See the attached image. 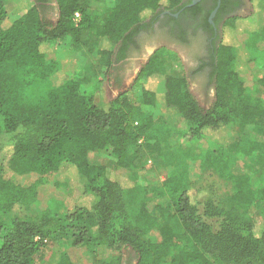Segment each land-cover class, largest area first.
I'll list each match as a JSON object with an SVG mask.
<instances>
[{
    "label": "trees",
    "instance_id": "obj_1",
    "mask_svg": "<svg viewBox=\"0 0 264 264\" xmlns=\"http://www.w3.org/2000/svg\"><path fill=\"white\" fill-rule=\"evenodd\" d=\"M12 1L0 0V264H35L46 245L57 255L54 264H121L126 249L136 264L167 258L170 264H264V208L263 223L257 224L235 207L201 201L196 188L174 174L156 182L165 194L144 193L131 216L124 194L134 186L97 158L100 151L113 156L114 170L127 177L143 167L154 151L139 142L152 125L144 108L163 109L184 141L231 131L235 123L264 127V63L256 54L222 36L210 74L214 100L207 108L186 77L166 73L157 53L128 88L103 105L95 101L94 89L84 91L78 80L61 73L52 48L65 41L86 47L110 78L144 21L182 0H111L109 7L108 0H56L54 22L41 15L47 9L38 4L10 20ZM250 1L251 13L225 21L227 36L239 27L245 37L264 28V0ZM91 6L105 12L92 14ZM253 86L260 96L250 101L247 91ZM233 137L230 150L241 144ZM228 156L209 150L205 163L224 171ZM69 168L76 184L61 176ZM228 178L236 184L233 201L247 210L259 201L264 207V191L247 177ZM60 188L66 209L55 227L43 216L44 195ZM6 215L8 222L2 220Z\"/></svg>",
    "mask_w": 264,
    "mask_h": 264
},
{
    "label": "rangeland",
    "instance_id": "obj_2",
    "mask_svg": "<svg viewBox=\"0 0 264 264\" xmlns=\"http://www.w3.org/2000/svg\"><path fill=\"white\" fill-rule=\"evenodd\" d=\"M107 2V7L111 6L112 1L108 0ZM32 5H34L33 0H13L8 13L9 19L15 20ZM89 12L100 15L105 11L91 6ZM57 14L56 5L54 10L47 9V11L41 13L50 22L56 20ZM243 32L244 28L241 27L236 28L229 36L223 31V38L227 42L235 40L239 45L243 44L256 54L257 62L260 65L263 64L264 28L250 37H245ZM52 49L61 63V73L66 77L78 80L84 91L94 89V99L99 104H107L120 91L128 88L143 62L147 61L153 53L159 55L167 74L173 77L187 78L192 94L202 107H209L214 100V94L210 97L204 96L192 83L187 63L175 50L168 46L151 47L139 64L125 60L118 63V65H121L120 68L111 70L112 75L109 76L110 78L103 75V69L98 65L94 54L90 53L86 47L75 46L69 41H65L56 44ZM116 77H120L119 82ZM145 84L150 85L149 82H145ZM247 96L250 101L257 100L260 96L259 88L257 89L254 86L249 88ZM144 110L152 115V125L147 132L148 138L142 137L139 142L144 143L146 141L150 143L154 151L146 159L141 169L129 170L127 177L120 174L121 172L118 170H114L116 164L113 156L102 151L98 152L99 156H97L104 165L113 170L114 175L120 181L129 179L134 186V189L126 191L124 194L127 210L131 216L136 214L138 203L144 193H147L146 196L149 198L166 193L167 190L164 186L156 185L158 180L160 182L171 175L180 174L183 180L196 188L197 197L201 201L211 198L223 206L235 207L240 210L241 214L251 216L257 224L263 223L260 216L264 208L261 207L262 201L256 203L257 205L254 203L249 210L239 204L238 200L233 201L232 196L236 191V184L228 178V174L245 176L256 189L264 191V127L248 126L243 128L235 123L231 131L208 132L194 140L184 141L178 138V125L168 120L163 109L144 108ZM233 136L240 138L241 144L230 150L229 144ZM2 150L6 152L7 149L3 148ZM209 150H223L226 156L229 154L225 166L222 167L224 171H220L215 165L205 163L206 152ZM61 176L67 182L76 184L77 178L71 168L64 170ZM46 178L51 179V175H46ZM129 181L127 184H130ZM77 184L79 183L77 182ZM61 191L60 188L55 194L52 193L48 197L44 195L46 200L43 206V209H45L43 210V216L47 217L52 226L55 227L63 218L66 209L65 203L60 199ZM2 220L8 222L10 216L6 215ZM103 251L106 255L110 254L104 247ZM121 254V264H136L135 254L132 251L126 249ZM56 259L57 255H52L50 246L46 245L35 255L34 261L35 264H54ZM161 264H170L169 259H164Z\"/></svg>",
    "mask_w": 264,
    "mask_h": 264
},
{
    "label": "flooded vegetation",
    "instance_id": "obj_3",
    "mask_svg": "<svg viewBox=\"0 0 264 264\" xmlns=\"http://www.w3.org/2000/svg\"><path fill=\"white\" fill-rule=\"evenodd\" d=\"M33 2L50 10L56 5V0ZM251 11L250 0H182L176 8L160 10L144 21L128 45L125 61L139 64L151 47L168 46L187 63L192 83L210 97L215 91L210 74L224 23Z\"/></svg>",
    "mask_w": 264,
    "mask_h": 264
},
{
    "label": "built area",
    "instance_id": "obj_4",
    "mask_svg": "<svg viewBox=\"0 0 264 264\" xmlns=\"http://www.w3.org/2000/svg\"><path fill=\"white\" fill-rule=\"evenodd\" d=\"M78 17H79V14L76 12V13L74 14V19H75V20H78Z\"/></svg>",
    "mask_w": 264,
    "mask_h": 264
}]
</instances>
